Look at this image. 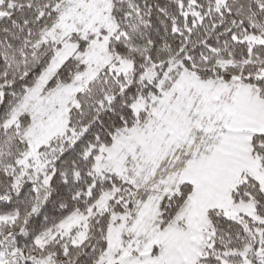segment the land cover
Listing matches in <instances>:
<instances>
[{"label":"snow or ice","instance_id":"6c2138e0","mask_svg":"<svg viewBox=\"0 0 264 264\" xmlns=\"http://www.w3.org/2000/svg\"><path fill=\"white\" fill-rule=\"evenodd\" d=\"M0 264H264V0H0Z\"/></svg>","mask_w":264,"mask_h":264},{"label":"trees","instance_id":"16d2710c","mask_svg":"<svg viewBox=\"0 0 264 264\" xmlns=\"http://www.w3.org/2000/svg\"><path fill=\"white\" fill-rule=\"evenodd\" d=\"M49 207H51V206H49ZM41 219H42V217H41Z\"/></svg>","mask_w":264,"mask_h":264}]
</instances>
